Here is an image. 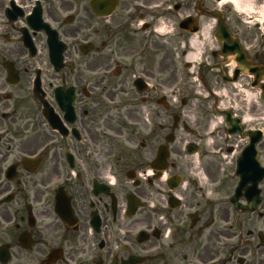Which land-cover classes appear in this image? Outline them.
<instances>
[{
	"label": "flooded vegetation",
	"instance_id": "af4514ba",
	"mask_svg": "<svg viewBox=\"0 0 264 264\" xmlns=\"http://www.w3.org/2000/svg\"><path fill=\"white\" fill-rule=\"evenodd\" d=\"M246 1L0 0V264H264Z\"/></svg>",
	"mask_w": 264,
	"mask_h": 264
},
{
	"label": "rangeland",
	"instance_id": "374dc122",
	"mask_svg": "<svg viewBox=\"0 0 264 264\" xmlns=\"http://www.w3.org/2000/svg\"><path fill=\"white\" fill-rule=\"evenodd\" d=\"M246 4H243V5H241L240 6V9L239 10H245V11H247V10H249V7L248 6H245ZM243 21H245V22H250V20L249 19H247V18H243ZM252 22V21H251ZM250 26V25H249ZM216 122V121H215ZM263 122H264V120H263ZM217 124H218V120H217ZM220 141V140H219Z\"/></svg>",
	"mask_w": 264,
	"mask_h": 264
},
{
	"label": "bare ground",
	"instance_id": "6f19581e",
	"mask_svg": "<svg viewBox=\"0 0 264 264\" xmlns=\"http://www.w3.org/2000/svg\"><path fill=\"white\" fill-rule=\"evenodd\" d=\"M233 2L235 4V6L238 5V7H239V5L241 6L244 3H248V1H246V0H243V1L242 0H233Z\"/></svg>",
	"mask_w": 264,
	"mask_h": 264
}]
</instances>
